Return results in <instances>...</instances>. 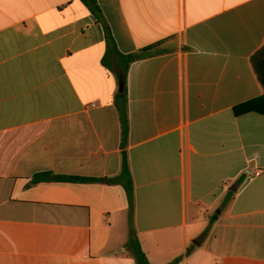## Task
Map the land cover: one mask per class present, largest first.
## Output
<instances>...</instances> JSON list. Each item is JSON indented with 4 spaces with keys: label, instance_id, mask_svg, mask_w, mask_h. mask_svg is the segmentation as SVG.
Here are the masks:
<instances>
[{
    "label": "crops",
    "instance_id": "crops-1",
    "mask_svg": "<svg viewBox=\"0 0 264 264\" xmlns=\"http://www.w3.org/2000/svg\"><path fill=\"white\" fill-rule=\"evenodd\" d=\"M98 4L0 0V264H137L124 152L151 264H264V114L234 112L264 95V0ZM106 28L164 51L130 66L125 149Z\"/></svg>",
    "mask_w": 264,
    "mask_h": 264
},
{
    "label": "trees",
    "instance_id": "trees-1",
    "mask_svg": "<svg viewBox=\"0 0 264 264\" xmlns=\"http://www.w3.org/2000/svg\"><path fill=\"white\" fill-rule=\"evenodd\" d=\"M84 6L101 21V9L98 4V0H80ZM106 42H107V52L103 59V63L108 67L107 62L113 63L111 71L115 75L118 85H123V90L118 91L115 95V107L119 114V119L122 127V147L125 149L127 147L128 137H129V109H128V72L130 66L140 60L148 59L158 55H162L164 51L157 50L161 44H156L142 49L141 51L129 55H123L119 52L117 43L109 28H106ZM114 61V62H112ZM251 65L253 71L264 90V46L261 47L252 57ZM236 115H242L249 112H258L264 114V95L258 99L247 102L237 108H235ZM40 180L55 181V182H94L98 180L85 179L77 177H63L56 176L53 174H43L39 177ZM120 182L127 193V198L129 202V228H130V240L127 245L128 250L131 252L132 256L135 258L137 264H151L147 258V255L143 251L137 232L134 227V184L131 175L129 158L126 152L123 153V165L120 176L116 179ZM193 251V247H189L187 254ZM179 260L171 263L176 264Z\"/></svg>",
    "mask_w": 264,
    "mask_h": 264
},
{
    "label": "water",
    "instance_id": "water-1",
    "mask_svg": "<svg viewBox=\"0 0 264 264\" xmlns=\"http://www.w3.org/2000/svg\"><path fill=\"white\" fill-rule=\"evenodd\" d=\"M119 90H120V91L123 90V85H122V84L119 86ZM232 191H233V190H232Z\"/></svg>",
    "mask_w": 264,
    "mask_h": 264
},
{
    "label": "built area",
    "instance_id": "built-area-1",
    "mask_svg": "<svg viewBox=\"0 0 264 264\" xmlns=\"http://www.w3.org/2000/svg\"><path fill=\"white\" fill-rule=\"evenodd\" d=\"M256 175H258V174H256Z\"/></svg>",
    "mask_w": 264,
    "mask_h": 264
}]
</instances>
